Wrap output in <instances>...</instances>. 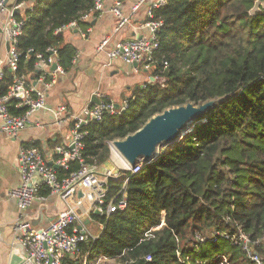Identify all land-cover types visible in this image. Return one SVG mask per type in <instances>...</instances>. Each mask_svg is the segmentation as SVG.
<instances>
[{"label": "trees", "instance_id": "trees-1", "mask_svg": "<svg viewBox=\"0 0 264 264\" xmlns=\"http://www.w3.org/2000/svg\"><path fill=\"white\" fill-rule=\"evenodd\" d=\"M256 1L167 0L155 10L163 26L149 71L162 83L136 87L122 115L105 114L81 127L84 163L102 168L111 158V142L167 108L219 101L138 172L124 170L119 179H107L106 203L125 184L126 207L93 213L101 233L82 242L63 264H96L103 257L115 264H256L242 234L264 263V6L251 14ZM20 2L27 5L16 15L24 19L17 73L32 84L40 74L37 55H49L51 47L70 71L77 48L57 29L89 12L94 0ZM79 25L85 30L91 22ZM13 79L4 67L1 95ZM21 102L8 101L12 114L26 112ZM24 145L39 148L37 142ZM78 168L74 162L59 175Z\"/></svg>", "mask_w": 264, "mask_h": 264}, {"label": "built area", "instance_id": "built-area-1", "mask_svg": "<svg viewBox=\"0 0 264 264\" xmlns=\"http://www.w3.org/2000/svg\"><path fill=\"white\" fill-rule=\"evenodd\" d=\"M103 1L94 0L89 12L82 13L78 19L58 28L57 32L62 33L68 28H75L85 37L88 30L81 28L79 23L90 22L100 16ZM146 3L148 7L144 28L148 35L122 41L114 49L107 51L108 65L116 59H121L130 65L137 63L146 70L152 68L160 48L158 33L163 26V21L155 17V10L165 6L167 0H138L129 15H124L122 2L118 0L110 11L117 18L114 33H118L130 24L140 6ZM26 5L20 0L12 2L0 0V14H4L1 26L0 81L4 79V67H8L14 74L8 92L5 95L0 94V119L3 121L2 129L14 136L28 124L30 115L45 105L47 92L56 84L58 76L65 72L59 62L58 50L51 47L48 49L49 55L45 56L42 53L37 55L36 68L40 74L32 84L28 82L27 76L17 73L19 69L17 43L23 33L24 19L16 15L23 12ZM110 40L111 35L103 39L97 46L98 51H106ZM4 45L7 48L5 57L2 56ZM53 65H56L55 69H52ZM21 93L22 102L18 106H26L27 110L22 115H14L7 103L12 98H19ZM95 95L98 102L86 105L78 115L69 114L65 104L58 107V111L69 116L68 119L73 122L72 142L56 145L52 149V163H49L36 147L22 145L20 148L18 168L21 183L11 190V195L16 199L19 208L20 214L15 227L21 231L20 241L27 251L26 264H63L67 255H74L82 242L93 237L89 229L82 224V217L88 212L86 203L90 211L95 209L101 215L124 209L127 205L125 184L119 191L118 198L106 203L107 179H119L123 176L124 170L136 173L146 164L140 159L134 166L131 164L127 166L124 161L100 172L96 166L84 163L82 159L84 133L81 127L92 120H102L105 114L122 115L128 110L130 103V98H127L118 105L100 91ZM110 144L113 147V143ZM74 162L79 163V168L61 177L59 169L69 170ZM43 188H48L50 194L60 197L67 204V209L46 227L35 229L24 220L23 211L37 201L46 200L47 196L42 193ZM228 237L229 235L226 236ZM241 238L244 240V247L248 249V257L256 264H264L260 255L248 246L247 236L242 234Z\"/></svg>", "mask_w": 264, "mask_h": 264}, {"label": "crops", "instance_id": "crops-1", "mask_svg": "<svg viewBox=\"0 0 264 264\" xmlns=\"http://www.w3.org/2000/svg\"><path fill=\"white\" fill-rule=\"evenodd\" d=\"M116 1L118 0L103 1V11L100 16L90 21L91 26L85 29L88 30L85 37L75 28H68L62 32L65 41L77 48L74 67L58 76L56 84L47 92L45 105L30 115L28 124L19 130L17 136L5 132L2 129L3 121L0 119V264H26L27 251L20 241L21 231L15 227L20 214L19 208L16 199L11 195V190L21 183L18 156L22 145L37 142L39 144L37 149L49 163H52V149L56 145L72 142L73 122L68 119L69 116L58 111L60 105L65 104L69 114L78 115L86 105L98 101L95 95L97 91L120 105L125 99L133 96L136 87L144 86L146 79L151 77L147 73L149 70L130 65L121 59H116L108 65L107 51L114 49L122 41L148 35L144 28L147 3L140 6L128 26L114 33L117 18L110 10ZM120 1L124 15H129L138 0ZM3 18L2 13L0 50ZM109 35L111 40L106 47L107 50L98 51V44ZM6 50L4 45L3 57ZM124 161L126 162L120 152L111 146V158L99 168V171L102 172L105 168L114 167ZM46 196V200L37 201L23 211L24 220L35 229L46 227L67 209V204L60 197L50 192ZM86 207L88 212L82 220L84 219L89 227L102 225L93 216V213L101 214L95 209L90 211L88 203ZM99 234L92 235L95 237ZM102 260L115 262V259L107 257L99 261Z\"/></svg>", "mask_w": 264, "mask_h": 264}, {"label": "water", "instance_id": "water-1", "mask_svg": "<svg viewBox=\"0 0 264 264\" xmlns=\"http://www.w3.org/2000/svg\"><path fill=\"white\" fill-rule=\"evenodd\" d=\"M261 6H264V0H257L250 13L254 14L259 11ZM134 66L137 67V63ZM55 68L56 65H53L52 69ZM18 97L22 98L23 93ZM216 102V99L199 105L187 102L184 105L167 108L163 112L152 116L135 133L127 135L124 139L113 141V148L115 147L132 166L140 159H143L146 163L152 162L159 154L163 143H174L181 139L193 128V126L188 128L187 126L212 109Z\"/></svg>", "mask_w": 264, "mask_h": 264}, {"label": "rangeland", "instance_id": "rangeland-1", "mask_svg": "<svg viewBox=\"0 0 264 264\" xmlns=\"http://www.w3.org/2000/svg\"><path fill=\"white\" fill-rule=\"evenodd\" d=\"M1 20H2V17H1ZM147 73H149V75L151 76V71H149V72H147ZM151 77H153V76H151ZM151 77H149V78H147L146 79V82L144 83V86L143 87H146V83L149 81V82H161L162 83V80L161 79H157V78H154V79H151ZM219 100H217V102H218ZM216 102V103H217ZM192 127L193 126V123L192 124H190V125H188L187 126V128L188 127ZM171 143L170 142H166V143H164V146L162 145L161 146V149H163V148H165V147H167L168 145H170ZM161 149H160V151H161ZM160 153V152H159ZM159 155V154H158ZM157 155V156H158ZM156 156V157H157ZM82 224L84 225V226H86L88 229H89V231L93 234V235H96V234H99L100 232H101V228H102V225H99L98 227H96V226H94V225H92L91 227H89L87 224H86V222L84 221V219L82 220ZM250 248H251V246H249ZM100 260V259H99ZM98 260V263L97 264H115V262L114 261H112V260H102V261H99Z\"/></svg>", "mask_w": 264, "mask_h": 264}, {"label": "bare ground", "instance_id": "bare-ground-1", "mask_svg": "<svg viewBox=\"0 0 264 264\" xmlns=\"http://www.w3.org/2000/svg\"><path fill=\"white\" fill-rule=\"evenodd\" d=\"M163 146H164V143H163ZM114 148H115V147H114ZM115 149H116V148H115ZM122 156H123V155H122ZM123 157H124V156H123ZM124 159L126 160V163H127L126 165L129 166V165H130L129 161H128L125 157H124Z\"/></svg>", "mask_w": 264, "mask_h": 264}]
</instances>
